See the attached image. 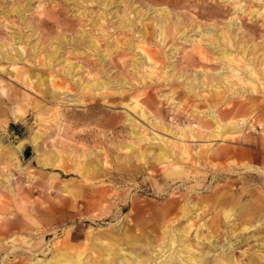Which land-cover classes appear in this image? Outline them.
<instances>
[{
    "label": "rangeland",
    "instance_id": "rangeland-1",
    "mask_svg": "<svg viewBox=\"0 0 264 264\" xmlns=\"http://www.w3.org/2000/svg\"><path fill=\"white\" fill-rule=\"evenodd\" d=\"M263 150L264 0H0V264H264Z\"/></svg>",
    "mask_w": 264,
    "mask_h": 264
},
{
    "label": "bare ground",
    "instance_id": "bare-ground-1",
    "mask_svg": "<svg viewBox=\"0 0 264 264\" xmlns=\"http://www.w3.org/2000/svg\"><path fill=\"white\" fill-rule=\"evenodd\" d=\"M148 59H150V57H147ZM251 75L252 76H254V77H256V74L254 73V72H252L251 73ZM254 90L256 89L255 87L253 88ZM136 107H138V105L136 106ZM135 107V108H136ZM141 109H143V108H140V110ZM144 111H145V109H144ZM143 110L141 111L142 113V116L144 117V118H146L147 116H146V113L144 112ZM148 119V118H147ZM212 119H213V121L218 125V130L220 131L221 130V120H220V118H219V116H217V115H215V114H213V116H212ZM148 121H150L149 119H148ZM152 122V121H151ZM152 124V123H151ZM153 125V124H152ZM237 124H233V128H237ZM151 130H152V128H151ZM154 131V130H153ZM168 132V131H167ZM181 132H182V134H183V130H181ZM220 134V133H219ZM217 136V135H216ZM218 136H220V135H218ZM149 135H147V134H143L142 136H141V140L142 141H147V140H149ZM153 138L154 139H158L157 141H161V142H163V147H166V148H164L163 149V147L159 150V153L156 155V156H154L153 155V160L154 161H156V162H154V163H151V164H149L151 167L152 166H155L157 163H161V162H169L170 163V160H171V158H173L174 157V154L176 153H173L174 152V149H176L178 152H177V156H178V158H180V159H183V160H189V159H191V160H194V163L196 164V165H200V163H201V160L203 159V153H201V150H197L196 152H195V155H196V157L194 158L193 156H192V153L190 152V150H189V148H188V146L186 145V144H184V141L183 140H180V143H181V145L180 146H178V145H176L174 142H171L169 139H167V140H163V139H159V137H157L156 135H154L153 136ZM245 141V140H244ZM247 142V141H246ZM170 148H171V150H170ZM227 150V149H226ZM225 150V151H226ZM205 152H207V151H205ZM263 152H264V150H263ZM226 154L228 153L227 151L225 152ZM143 156H146V155H144L143 154ZM147 157V156H146ZM152 159V158H151ZM150 159V160H151ZM60 161V160H59ZM256 161L257 162H259L260 160L258 159V158H256ZM261 162V161H260ZM152 169V168H151ZM249 169H253L252 167H250ZM254 170V169H253ZM260 175H262V176H264V171L262 170V171H259V170H256ZM159 177V176H158ZM104 192H105V190H104ZM104 192H103V194H104ZM188 204V203H187ZM186 205V204H185ZM259 208H261V207H263L262 206V203L260 204L259 202H258V204H256ZM257 208V207H256ZM3 212V211H2ZM225 213H226V211H225ZM229 213V212H228ZM263 214V213H262ZM182 216L183 217H186L187 216V214L185 213V209H184V214H182ZM227 216H228V214H227ZM1 218H3V219H1L2 220V222H0V241H1V243H3V245L4 244H8L9 242H8V240L9 239H11L12 238V236H10L12 233H13V231H14V229H16V230H18L19 228H20V224L18 225V223L17 224H13L12 226H11V224H12V222L11 221H9V220H5V213L2 215V216H0ZM189 218V217H188ZM11 227H14L13 229L11 228ZM168 228V227H167ZM166 232V231H165ZM170 233V234H169ZM169 237H170V250H173V249H177V247H178V245H176L177 244V242H179L180 243V241L181 242H183L184 241V238H185V236H184V234L183 233H178V231H176V230H172V228H170V230H169ZM167 236V237H168ZM196 238H197V240H198V243H200L201 244V240H203L201 237H200V235H198V234H196V236H195ZM12 240V239H11ZM180 240V241H179ZM10 241V240H9ZM12 244V243H11ZM181 244V243H180ZM9 245V244H8ZM13 245V244H12ZM169 247V246H168ZM176 247V248H175ZM13 248H14V246H13ZM26 250V249H25ZM25 250H21V252L19 251V255L21 256V257H24L25 255H26V253L27 254H30L28 257H34L35 255V251L33 252L31 249H29V253L28 252H26ZM169 250V249H168ZM184 250H186L187 252H190V249L189 248H187V247H184ZM18 252V251H17ZM41 252V251H40ZM8 253H10V251L9 252H7V254ZM33 253V254H32ZM11 254V253H10ZM16 255H17V253H16ZM177 256L178 255V252L177 253H172V256ZM171 256V257H172ZM180 256V255H179ZM36 257V256H35ZM6 258V257H5ZM4 258V259H5ZM8 260V259H7ZM6 260V261H7ZM2 261V260H1ZM5 261V262H6ZM22 262V261H21ZM21 262H19V261H15V262H12V263H9V264H21ZM2 264V263H1ZM78 264H81V259L79 258L78 259ZM164 264H171L170 262H167V261H165L164 262ZM192 264H196V263H194L193 261H192Z\"/></svg>",
    "mask_w": 264,
    "mask_h": 264
},
{
    "label": "water",
    "instance_id": "water-1",
    "mask_svg": "<svg viewBox=\"0 0 264 264\" xmlns=\"http://www.w3.org/2000/svg\"><path fill=\"white\" fill-rule=\"evenodd\" d=\"M23 150V149H22Z\"/></svg>",
    "mask_w": 264,
    "mask_h": 264
}]
</instances>
